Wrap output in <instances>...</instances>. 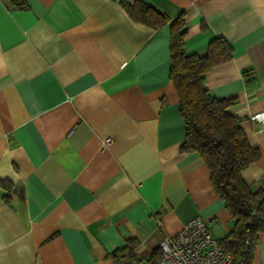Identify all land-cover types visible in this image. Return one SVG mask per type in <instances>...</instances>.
I'll return each mask as SVG.
<instances>
[{"label": "crops", "instance_id": "0c3cea01", "mask_svg": "<svg viewBox=\"0 0 264 264\" xmlns=\"http://www.w3.org/2000/svg\"><path fill=\"white\" fill-rule=\"evenodd\" d=\"M136 0H0V264H132L189 220L224 238L232 220L196 153L169 78V26L134 22ZM184 15L187 54L232 48L204 75L259 159L241 172L264 188V0H139ZM202 24L205 26L202 28ZM109 139V143L104 141ZM251 264H264V232Z\"/></svg>", "mask_w": 264, "mask_h": 264}, {"label": "trees", "instance_id": "16d2710c", "mask_svg": "<svg viewBox=\"0 0 264 264\" xmlns=\"http://www.w3.org/2000/svg\"><path fill=\"white\" fill-rule=\"evenodd\" d=\"M136 23L152 29L169 26V78L175 88L179 112L185 126L180 152L196 153L209 171L214 192L224 203L232 220L230 232L219 239L224 250L232 255V264H251L257 234L264 232V188L254 189L246 184L241 172L256 162L260 153L252 148L239 126V119L229 113L237 104L235 97L212 98L204 85V75L212 67L229 61L232 48L223 39L209 42L205 54H187L184 39L187 34L184 15L171 19L152 5L136 0L131 4L120 2ZM205 26L202 24L201 26ZM6 190L10 184L0 181ZM256 214L258 217L256 218ZM134 242L117 252L124 253L125 264H132Z\"/></svg>", "mask_w": 264, "mask_h": 264}, {"label": "built area", "instance_id": "2783aa9c", "mask_svg": "<svg viewBox=\"0 0 264 264\" xmlns=\"http://www.w3.org/2000/svg\"><path fill=\"white\" fill-rule=\"evenodd\" d=\"M250 119L264 124V111ZM107 143L109 139L104 141ZM159 250V257L148 264H232V255L224 252L207 221L200 217L189 220L176 234L162 239Z\"/></svg>", "mask_w": 264, "mask_h": 264}, {"label": "rangeland", "instance_id": "374dc122", "mask_svg": "<svg viewBox=\"0 0 264 264\" xmlns=\"http://www.w3.org/2000/svg\"><path fill=\"white\" fill-rule=\"evenodd\" d=\"M137 264H147L146 262H142V263H137Z\"/></svg>", "mask_w": 264, "mask_h": 264}]
</instances>
